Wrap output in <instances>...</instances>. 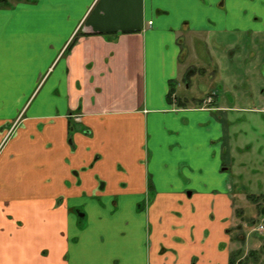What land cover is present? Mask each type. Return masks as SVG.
Segmentation results:
<instances>
[{"label": "crops", "instance_id": "crops-1", "mask_svg": "<svg viewBox=\"0 0 264 264\" xmlns=\"http://www.w3.org/2000/svg\"><path fill=\"white\" fill-rule=\"evenodd\" d=\"M212 33L264 34V0L0 8V264H264L237 101L177 95Z\"/></svg>", "mask_w": 264, "mask_h": 264}, {"label": "rangeland", "instance_id": "rangeland-1", "mask_svg": "<svg viewBox=\"0 0 264 264\" xmlns=\"http://www.w3.org/2000/svg\"><path fill=\"white\" fill-rule=\"evenodd\" d=\"M206 41V45L199 42L195 53L200 55L199 47L202 52L205 51L207 73L201 70L202 67L190 63L189 71L194 70L197 74L182 82L177 95L188 99H206L210 96L212 103L217 97L224 98L228 103L235 98L236 109L216 115L228 123L227 130L231 138L234 137L232 125L241 124V140L249 145L237 150L239 174L235 178L240 182V188L244 191L242 193H259L255 189L264 188V72L261 68L264 67V34L251 39L246 33L223 34L219 37L212 33L206 36ZM230 43L239 45L240 49L229 47ZM252 53L255 57L250 61ZM258 201L260 210L264 198L259 197ZM254 206L252 203L248 205L244 218L252 219L250 224L257 227L258 217ZM259 235L258 239L264 240V234Z\"/></svg>", "mask_w": 264, "mask_h": 264}, {"label": "flooded vegetation", "instance_id": "flooded-vegetation-1", "mask_svg": "<svg viewBox=\"0 0 264 264\" xmlns=\"http://www.w3.org/2000/svg\"><path fill=\"white\" fill-rule=\"evenodd\" d=\"M240 49V48H239ZM239 53V51L237 52V54ZM250 61H252V59H250ZM261 68H263V72H264V67H261ZM184 79H185V81L184 82H186L188 79H190V78H188L187 77V75L184 77ZM187 79V80H186ZM213 95H216V93H214ZM211 100H212V98L209 96L208 98H206L205 99V102H204V104H205V106L208 108V107H210V105H212V102H211ZM77 118V117H76ZM264 212V204H262V206H261V208H260V210H259V216H257L258 217V221L257 222H259V218H260V216H261V214ZM258 224V223H257ZM255 228H256V226L255 227H253L252 228V232L253 233H257L256 231H255ZM257 234H259V233H257Z\"/></svg>", "mask_w": 264, "mask_h": 264}, {"label": "built area", "instance_id": "built-area-1", "mask_svg": "<svg viewBox=\"0 0 264 264\" xmlns=\"http://www.w3.org/2000/svg\"><path fill=\"white\" fill-rule=\"evenodd\" d=\"M149 24H151V22H149ZM11 131H12V128L9 131V134L11 133ZM255 231L259 234H264V212L261 214L259 218V222L257 224V227L255 228Z\"/></svg>", "mask_w": 264, "mask_h": 264}, {"label": "trees", "instance_id": "trees-1", "mask_svg": "<svg viewBox=\"0 0 264 264\" xmlns=\"http://www.w3.org/2000/svg\"><path fill=\"white\" fill-rule=\"evenodd\" d=\"M21 0H0V8L10 7L13 3L19 2Z\"/></svg>", "mask_w": 264, "mask_h": 264}]
</instances>
